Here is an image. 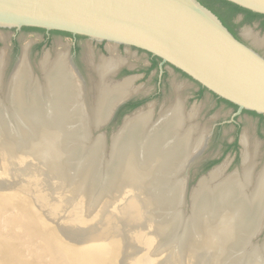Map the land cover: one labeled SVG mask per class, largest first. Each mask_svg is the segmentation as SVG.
Listing matches in <instances>:
<instances>
[{"label": "water", "instance_id": "1", "mask_svg": "<svg viewBox=\"0 0 264 264\" xmlns=\"http://www.w3.org/2000/svg\"><path fill=\"white\" fill-rule=\"evenodd\" d=\"M226 1L264 15V0ZM23 27L85 37L78 41L80 53L107 54L144 70L149 66L147 55L129 47L141 49L159 58L160 66L163 64L170 66H166L168 74L164 80L193 93L197 91L196 84L201 86L207 91L202 97L215 102L210 95L213 94L236 105L237 112L234 116L240 115L243 111L264 115V54L258 52L261 48L253 46L251 42L247 44L243 35V39H240L239 35L237 38L231 34L218 17L198 0H0V49H10L12 39H17L20 50H29L32 45L39 44V48L34 49L35 51L69 52L73 43L70 38L60 34H54L45 43L42 32L23 30L21 29ZM93 41L106 42V44L101 47ZM18 60L19 58L11 72L4 74L2 81H7L13 76ZM68 62L70 68L83 81L82 83L90 87V83H86V80L89 81L91 77L95 79L94 72L89 73L90 69H87V77H82L71 57ZM171 67L186 75L194 83L174 72ZM36 68L38 74L33 73L31 67V76L42 77L38 64ZM158 71L154 68L148 73L159 77ZM116 72L110 76H114ZM11 87L12 84L9 83L3 98L0 96V99L4 100L2 102L4 107L10 106ZM133 96L135 95L110 107L109 111L99 118V124L88 130L89 133L85 130L88 126L81 127L78 124L80 112L77 110L73 115L75 120L72 121L73 124L66 123L61 153L57 157L48 155L43 149L41 139L38 138L44 125L33 127V132L29 136L34 142H29V133L25 136L17 127L15 146L12 150H8L5 156L1 155L3 161L1 158L0 168L6 165L10 175L14 168V173L16 172L19 177L23 172H29L28 180L33 191L39 193L47 203L67 202V199L78 196L83 205L80 210L85 212L84 208H89V217L83 222L87 229L93 227V223L101 225L104 222V215L108 212L109 216L119 214L117 216L119 221H113L117 223L112 231V236L116 237V240L115 243L110 244L113 250L107 264H144L139 256L142 251L150 254L151 251L157 252L164 245L171 247L173 253L178 251L184 264H250L257 249L264 254V239L260 245L252 242L264 222L260 224L251 240L249 239L248 247L240 251L237 234L233 233L226 238L218 234H206L207 225L199 221V205H193L192 195L205 177L198 181L190 194H188L187 182L189 170L197 167L204 160L202 156L207 138L203 141L204 147H198L199 149L194 153L190 152L189 156L192 157L189 164H183L186 166L185 170L170 178L172 181L177 177L181 180L180 183L172 184L174 188L171 190L167 189L165 180H162L161 185L164 187H161L156 180L145 185L134 180L137 177L134 174L126 178L123 189L121 184H124V181L118 188L124 173L120 172L121 159L115 158V154L112 159L113 139L120 134L126 119L130 116L123 119L122 125L111 136L109 145L105 136V138L99 137L95 133L108 126L116 110ZM89 103L93 104L92 101ZM137 110L132 113L138 112ZM26 112L23 110L21 114L25 115ZM17 113L18 111L13 109L7 110V119L19 120L20 122L16 124L26 129L29 126L27 118L22 120ZM158 115L155 118L150 115L152 126H157ZM243 115L264 123V119L247 113ZM0 127L1 131L6 132L5 127L2 128L1 125ZM240 139L241 137L238 144L241 146ZM97 141L101 142L100 145H96ZM37 144L39 146L34 148L33 145ZM83 169L91 174L90 177L92 176V179L88 177L85 180L84 194L73 187L78 178H82L80 175ZM102 171L108 175L107 183L101 181V178L96 181ZM128 182L134 183L132 189L136 201H133L135 207L138 204L137 200L139 201L140 215L136 217L130 212L126 222L121 210L128 206L126 201L128 199L124 195ZM61 194H66L67 199L62 200ZM188 197L190 205L189 210L186 211ZM157 214L166 220L174 219L175 223L165 237L155 233L157 228L160 232L162 230L159 221L153 218ZM107 223L111 224L110 221ZM119 227L121 229H118ZM209 227L213 228L214 225ZM108 230L110 232L112 227ZM129 230L131 235L127 234ZM139 231L147 235L136 233ZM213 244L214 249L210 251L209 247ZM94 246L101 245L96 242ZM212 255L215 256V260L212 259ZM161 264L170 263L166 259Z\"/></svg>", "mask_w": 264, "mask_h": 264}, {"label": "bare ground", "instance_id": "2", "mask_svg": "<svg viewBox=\"0 0 264 264\" xmlns=\"http://www.w3.org/2000/svg\"><path fill=\"white\" fill-rule=\"evenodd\" d=\"M243 36L253 46L264 49V38H257L250 30H244ZM7 56L6 52L0 51V96L2 98L8 84H12L9 92L10 108L4 107L2 103L4 100L0 99V125L6 129V132H3L0 127V161L1 158L3 161L1 155L5 156L8 150H12L15 146L17 141L15 133L18 128L24 132L25 136L29 133V136L33 132V127L38 128L41 124L44 125L38 138L41 139L43 149L48 155L57 157L61 153L66 123L73 124L72 121H75L73 115L77 110L80 112L79 115L77 114L78 124L81 127L88 126L85 130L89 133L88 130L99 124V118L107 113L110 107L137 94L136 89L131 87L133 77L124 78L123 81L113 84L109 81L110 75H113L123 64V61L114 57H109L107 60L100 58L98 63L94 64V58L92 60V56H88L89 73L92 71L95 74V79L91 77L93 80L91 79V86L88 87L82 83L78 74L72 71L64 53L57 55L54 60H50L48 56L44 57L38 63L43 76H31L28 50H22L13 76H10L7 81H2ZM85 61L87 62V58ZM12 77H14L13 80ZM89 100L93 104L89 103ZM180 100L163 106L164 108L158 112L157 126H152L151 113L146 110L136 112L126 119L120 134L113 139L112 146L114 151L112 159L114 154L115 158L121 159L120 172L124 173L118 188L124 181V184H121L123 189L126 178L131 177L132 174L137 175L134 180L145 185L156 180L161 186L162 180H165L167 182L164 184H167V189L170 188V190L174 188L173 185L176 182H181L179 177L173 181L170 178L185 170L186 166L183 164H189L192 157L189 156L190 152L194 153L199 149L198 147H204L203 141L208 137L206 132L204 134L197 132L198 127L194 124L195 114L186 113L182 104L183 100ZM87 101L89 102L86 104ZM12 109L18 111L17 114L22 117V120L27 118L29 126L26 129L16 124L20 122L19 120L7 119L6 112ZM23 110L27 111L25 115L21 114ZM201 128L203 130V126ZM243 133L240 139L241 169L228 176H223L221 168L212 170L200 182L192 195L193 205H199V221L207 225L206 234L213 233L226 238L235 233L239 237L240 251L248 247L249 239L251 240L260 224L264 222V160L262 163L258 161L259 144L256 140H253L247 132L243 131ZM29 142H34L30 136ZM96 143L100 145L101 142ZM33 146L36 148L39 145ZM98 148L99 146L96 149ZM13 169L11 175L8 174L15 179L14 183L18 184L0 180V192L2 190L8 192V194L0 193V264H32L19 259L25 249L21 245L23 235L14 231L16 223L24 226L28 239H35L41 243L40 257L50 256L56 264H107L113 250L110 244L116 240V237L112 236V231L117 223L113 221H119L117 217L119 214L109 216L108 212L104 215V222L101 225L93 223V227L87 229V226L79 221L80 208L83 205L78 196L67 199V202L47 203L39 193L33 191L28 180L29 172H23L19 177ZM85 169L80 175L82 178H78L73 184L75 189L82 191V194L85 192V180L91 175ZM106 174L103 171L99 173L96 181L98 182V178H101V181L107 183L108 175ZM90 178L92 179V176ZM133 185L134 183L128 182L124 190L128 206L121 210V215L126 222L130 212L136 217L140 215L138 200L135 207ZM195 208L198 209V207ZM13 212H16V215L12 216ZM153 218L159 221V226L162 227L161 232L157 228L155 233L162 234L163 237L171 231L175 223L174 219L166 220L158 214ZM211 225L214 227H209ZM110 227L112 230L108 232ZM136 233L142 236L147 235L141 231ZM127 234L132 233L129 230ZM96 242L101 246L95 247ZM138 242L140 245V241ZM213 246L214 244L209 247L210 251L214 249ZM253 256L250 264L264 263V254H261L259 249Z\"/></svg>", "mask_w": 264, "mask_h": 264}, {"label": "rangeland", "instance_id": "3", "mask_svg": "<svg viewBox=\"0 0 264 264\" xmlns=\"http://www.w3.org/2000/svg\"><path fill=\"white\" fill-rule=\"evenodd\" d=\"M244 30H250L255 36H257V38H264V28H260L257 22L242 25L237 30V35H239L240 39H243L242 35H243ZM244 41L247 44H250V41L246 39ZM0 51L6 52V56L9 55L7 56V64L5 68L6 72L4 73V74H7V73L9 74L13 66L16 64L17 59L14 58L13 56L10 57L9 49H0ZM20 51L22 52V50ZM21 52H20V55H21ZM258 52L261 54H264V50L260 49L258 50ZM62 53L66 54V57L68 59L70 58L69 52L33 50L29 58L30 67H32V72L35 74H38L36 66L38 62L42 60L44 57L48 56L50 60H54L57 55L62 54ZM79 55H80L81 60L85 64L88 63V56H92V60L94 58L96 62L100 58H104L107 60L109 57H111L107 54H96V53H92V55L91 53H80ZM28 57H29V53H28ZM86 58H87V62L85 61ZM122 68L127 69L129 71V74L126 73L127 75L124 74L121 77L113 76L109 79V81L113 84V83L123 81L124 78L126 79L129 77H133V82L131 84V87L132 89H136L137 91V94H134V95L138 97H140L141 95H144L145 98L149 97L147 102L144 105H142L140 108H138L137 110L138 112L139 111L142 112L145 110L150 111L151 116L155 118L159 114L158 112H160L165 106H168L170 103H173L177 101L178 99L180 100V98L182 97L180 101L183 100L182 104L186 105V106L184 105L186 113L192 112L197 117V118L196 117L194 118V124L198 127L197 132H202L203 134L206 132L205 134L208 138H207V145H206L204 154L202 156L204 160L201 164H199L197 167H193L188 172V176H189L188 182H187L188 194H190L191 191L196 187L198 181L204 177H207L209 172H211L212 170L221 168L223 169V174H224L223 176H228V175L233 174L236 170L240 169V165H241L240 164L241 163V146L240 145H238L237 153L229 151L228 153L222 156L225 150V144H231L233 142V140L235 139V136H236L235 134L237 130H238V133H237L238 140L244 134L243 131L247 132V134L250 137H252L253 140H256V142L259 144L258 161L260 160L259 163L263 162L264 160V123H261L243 114L234 116L233 115L234 111L232 109H229L225 106L217 104L216 102H213L202 96L200 99L196 100L194 96L195 93L188 91L182 87H180L179 89V86L173 83H170L164 79L162 81L161 92L159 96H157L155 94L157 85L159 84L157 76H154L148 72L146 73V75H143L142 73H140L142 72L141 69L136 68L125 62H123V64H121V66L117 68V71L118 69H122ZM82 70L85 73L87 71V65H86V68ZM91 79L92 78H90L89 81L86 80L87 82L90 83V85H91ZM133 114H135V112L134 113L131 112L126 115H122L118 117L117 119L113 120L108 126L102 128L101 130H98L95 133L96 136H102V135L105 136L108 141L107 144L109 145L111 136H113L118 130V128L122 125L123 119L126 116L131 117L133 116ZM233 120H235L236 123L239 125L238 128L233 123ZM217 124L220 125L219 132L215 130ZM202 126H203V130L201 128ZM217 159H220V161L217 164L213 165L207 171L203 170L206 163L213 161V160H217ZM0 180H3L4 182L14 183L15 179H13L8 174V169L6 165L1 166L0 168ZM14 184H18V183L16 182ZM0 193L8 194V192L5 190H2ZM65 196L66 194H61L62 200L67 199V197ZM189 205L190 203H189V197H188L187 204L185 207L186 211L189 210ZM84 211L85 212H83V210H80L79 218H81L82 222H85V218L89 217V208H84ZM12 214H13L12 216H14L16 215V212H13ZM3 228L4 227H2V229ZM17 228H19L22 231L20 232L19 229L16 231ZM14 231L16 233L23 235L21 245L23 249H25V252L19 256V259L21 261L32 263V264H56L54 263L53 259L50 256L40 257V254L42 252L41 251L42 247H40L41 243L35 239H28L27 234H25L24 226L16 223L14 225ZM263 239H264V225L261 228V230L257 233V235L254 237L252 242L256 243V245L257 244L260 245ZM139 256L142 259V262L144 264H161V262H163L166 259L168 260L170 264H184L181 261L182 257L180 258L178 251H176V253L175 252L173 253V249L167 245H164L163 247H161V249L159 248L157 252L151 251L150 254L149 252L147 253V251L146 252L142 251V253H140ZM211 257L213 260H215L214 255H212ZM30 259H32L33 261H31Z\"/></svg>", "mask_w": 264, "mask_h": 264}, {"label": "flooded vegetation", "instance_id": "4", "mask_svg": "<svg viewBox=\"0 0 264 264\" xmlns=\"http://www.w3.org/2000/svg\"><path fill=\"white\" fill-rule=\"evenodd\" d=\"M243 20V15L242 14H238V15H236V17H235V19H234V23H239V22H241ZM253 22H257L258 23V26L261 28L262 26V20L261 19H258V20H255V21H253ZM252 22V23H253ZM21 29H23V30H27V27H23V28H21ZM34 30H38V31H40V32H42V34H43V41L45 42V43H47L50 39H51V37L54 35V34H60V35H62L63 37H66V38H70L71 40H72V45H71V47H70V50H69V53H70V57H71V59H72V61H73V63H74V65H75V67L77 68V70H78V73L82 76V77H87V74H86V72L84 73V71L82 70V69H84V68H86V65H87V69H90L89 67V64L88 63H84L82 60H81V58H80V46H79V43H78V41H79V39L80 38H85V37H82V36H74V35H71V34H69V33H65V32H58V31H47V30H43V29H35L34 28ZM30 31H32V30H30ZM238 36V35H237ZM93 42H95V41H93ZM95 43H98V45L99 46H101V47H104V45L106 44V42H95ZM119 47H126V46H124V45H118ZM39 48V44H34V45H32L31 47H30V49H29V51H28V53H29V58H30V55H31V53H32V51L34 50V49H38ZM130 49H135V50H137V51H139V52H142V53H144V54H146L147 55V62H148V64H149V66L147 67V69H144V70H142V72H140V73H142L143 75H146V73L148 72V71H150V70H152V69H154V68H157L159 71V77L157 78L158 79V81H159V84L157 85V88H156V92H155V94L157 95V96H159V94H160V92H161V86H162V81H163V79L167 76V74H168V70L166 69V66H169V65H167V64H163L162 66H160V64H161V60L159 59V58H157V57H155V56H152L150 53H147V52H145V51H143V50H141V49H138V48H135V47H129ZM20 49H19V45H18V41H17V39H12V41H11V46H10V49H9V54H10V57L11 56H13L14 58H16V59H18L19 57H20ZM9 56V55H8ZM102 59H104V58H102ZM94 64L95 63H97L96 62V60L94 59ZM170 67V66H169ZM172 68V67H171ZM172 70L174 71V72H176V73H179L180 75H182V77H185V78H187V79H189L186 75H184L183 73H181L180 71H178L177 69H174V68H172ZM129 74V71L127 70V69H125V68H122V69H118V71L116 72V74L114 75V76H119V77H121V76H123L124 74L125 75H127V74ZM158 74V73H157ZM111 77H113V76H111ZM110 77V78H111ZM190 81H192L191 79H189ZM193 82V81H192ZM86 83H87V81H86ZM194 83V82H193ZM196 84V83H195ZM196 86H197V91H196V93L194 94V96H195V98H196V100H198V99H200L201 98V96L205 93V92H207L206 90L202 93V94H200V96H198L199 95V91H200V87L201 86H199V85H197L196 84ZM210 95H212V97L214 98V100H215V102L217 103V104H224V103H220V102H218V100L217 99H219V98H215L214 96H213V94H210ZM136 96V95H135ZM133 96L132 98H130L128 101H126L125 103H123L117 110H116V112H115V114H114V116L112 117V120L110 121V123L113 121V120H115V119H117L118 117H120V116H122V115H126V114H128V113H131L132 111H134V110H136V109H138V108H140L142 105H144L146 102H147V100L149 99V97L148 98H145L144 97V95H141L140 97H138V96ZM91 98H93V97H91ZM143 100H145V102H143V104H141V105H139L138 107H136L135 109H133L132 111H130V112H124L126 109H128V104L130 103V102H132V103H135V102H139V101H143ZM185 105V104H184ZM183 105V106H184ZM225 106H227L226 104H224ZM186 106V105H185ZM228 107V106H227ZM229 108H231V107H229ZM233 111H234V113H233V115L237 112V109H233V108H231ZM241 114H244L243 112L241 113ZM240 114V115H241ZM259 118V117H258ZM109 123V124H110ZM233 123L236 125V127L238 128L239 127V125L236 123V121L235 120H233ZM108 124V125H109ZM220 124V123H219ZM219 124H217L216 125V128H215V130H217V132H219V129H220V125ZM234 141V140H233ZM237 143H238V139H237ZM239 145V144H238ZM222 148H223V146H222Z\"/></svg>", "mask_w": 264, "mask_h": 264}, {"label": "trees", "instance_id": "5", "mask_svg": "<svg viewBox=\"0 0 264 264\" xmlns=\"http://www.w3.org/2000/svg\"><path fill=\"white\" fill-rule=\"evenodd\" d=\"M198 1L203 6L208 8L213 14H215L218 17V19L221 21V23L228 29V31L237 38H238L237 30L244 24H250L255 20L261 19L262 20V25H261L262 27L261 28H264V15L253 13L247 9H244V8H242L238 5H235L233 3H230L226 0H198ZM238 14L243 15V20L239 23H234V19H235L236 15H238ZM27 29L34 30V28H27ZM204 91H205V89L200 87V91H199L198 96H200V94H202ZM213 96L215 98H217L215 95H213ZM217 100H218V102L224 103L228 107L233 108L234 110L237 109L236 105L229 103L228 101H225V100L220 99V98ZM143 102H145V100L135 102V103L130 102L128 104V109H126L124 112L132 111L133 109H135L139 105L143 104ZM243 113H247V114H250L252 116L259 117L260 119H264V115H259V114H256L254 112H251V111H243ZM237 133H238V130L235 134L236 135L235 139L231 144H225V150H224L222 156L225 155L226 153H228L229 151L237 153V150H238ZM219 161H220V159H217V160H213V161L206 163L203 170L204 171L209 170L213 165L217 164Z\"/></svg>", "mask_w": 264, "mask_h": 264}]
</instances>
